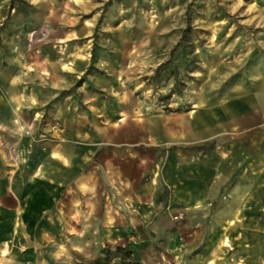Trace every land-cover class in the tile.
Segmentation results:
<instances>
[{
    "label": "rangeland",
    "instance_id": "obj_1",
    "mask_svg": "<svg viewBox=\"0 0 264 264\" xmlns=\"http://www.w3.org/2000/svg\"><path fill=\"white\" fill-rule=\"evenodd\" d=\"M260 62L264 0H0V193L21 170L22 154L30 164L42 161L58 108L81 110L87 137L95 124L103 137L121 141L120 125L158 117L183 122L206 101L218 103L247 64ZM101 147L102 158L96 154L86 173L96 169L92 163L102 167L95 182L86 183L101 199L102 217L119 216L130 185L115 174L114 163L128 174L132 166L124 153L120 160ZM172 147H147L142 156L149 163H135V177L143 173V181H150L163 174L162 159L172 158ZM68 196L58 197L55 209L66 227L83 213L77 211L81 203L67 210ZM3 203L12 206V198L0 202V264H90L100 256L93 246L80 249L82 243L73 241L74 253L56 251L53 262L44 246L39 261L19 260L22 248L30 247L19 244L22 230L14 232L13 215L2 212ZM60 233L67 236L68 228ZM116 246L122 244L100 252L111 248L112 254ZM163 251L157 241L144 264H180L172 253L162 259Z\"/></svg>",
    "mask_w": 264,
    "mask_h": 264
},
{
    "label": "crops",
    "instance_id": "obj_2",
    "mask_svg": "<svg viewBox=\"0 0 264 264\" xmlns=\"http://www.w3.org/2000/svg\"><path fill=\"white\" fill-rule=\"evenodd\" d=\"M54 112L44 160L33 165L22 154L21 170L0 193V202L12 198L13 205L3 203L2 212L13 215L14 232L22 230L19 244L30 247L27 252L22 248L19 260L39 261L44 246L53 262L56 251L74 253L69 244L75 241L82 243L80 249L93 246L98 255L105 245L121 243L144 264L160 241L162 259L172 253L180 264H264V62L247 64L218 103L206 101L183 122L158 117L120 125L121 141L103 137L95 124L87 137L81 110L60 107ZM101 145L116 156L124 153L122 159L132 166L128 174L114 163L115 174L130 185L119 216L102 217L101 199L86 183L95 182V170L102 167L92 163L96 169L86 173L96 154L98 161L102 158ZM149 146L174 148L171 159L163 156V174L143 181L144 174L135 177L132 170L135 163L148 165L142 154ZM66 195L67 210L81 203L77 211L83 212L77 224L67 221V227L56 213L58 197ZM90 204L93 210L86 209ZM180 213L184 218L174 219ZM62 228H68L65 237L59 234Z\"/></svg>",
    "mask_w": 264,
    "mask_h": 264
},
{
    "label": "trees",
    "instance_id": "obj_3",
    "mask_svg": "<svg viewBox=\"0 0 264 264\" xmlns=\"http://www.w3.org/2000/svg\"><path fill=\"white\" fill-rule=\"evenodd\" d=\"M111 248L104 249L100 252V256L95 258L92 264H111L114 260L117 261L115 264H140L134 260L129 252H127L121 246L113 248V253L110 254Z\"/></svg>",
    "mask_w": 264,
    "mask_h": 264
}]
</instances>
